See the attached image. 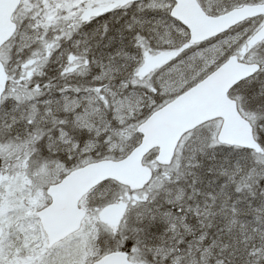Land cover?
<instances>
[{"label": "snow or ice", "instance_id": "obj_1", "mask_svg": "<svg viewBox=\"0 0 264 264\" xmlns=\"http://www.w3.org/2000/svg\"><path fill=\"white\" fill-rule=\"evenodd\" d=\"M0 264H264V0H0Z\"/></svg>", "mask_w": 264, "mask_h": 264}]
</instances>
